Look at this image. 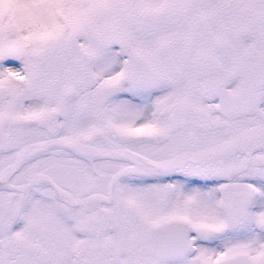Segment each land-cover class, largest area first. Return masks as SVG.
Masks as SVG:
<instances>
[{
  "label": "snow or ice",
  "instance_id": "obj_1",
  "mask_svg": "<svg viewBox=\"0 0 264 264\" xmlns=\"http://www.w3.org/2000/svg\"><path fill=\"white\" fill-rule=\"evenodd\" d=\"M0 264H264V0H0Z\"/></svg>",
  "mask_w": 264,
  "mask_h": 264
}]
</instances>
